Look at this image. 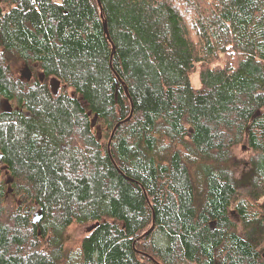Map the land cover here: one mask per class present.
<instances>
[{"label": "trees", "instance_id": "trees-1", "mask_svg": "<svg viewBox=\"0 0 264 264\" xmlns=\"http://www.w3.org/2000/svg\"><path fill=\"white\" fill-rule=\"evenodd\" d=\"M1 98L0 264H264V0H0Z\"/></svg>", "mask_w": 264, "mask_h": 264}, {"label": "rangeland", "instance_id": "rangeland-1", "mask_svg": "<svg viewBox=\"0 0 264 264\" xmlns=\"http://www.w3.org/2000/svg\"><path fill=\"white\" fill-rule=\"evenodd\" d=\"M193 31V30H191ZM226 56L224 55V57L219 58L215 61L212 62V65H216V64H220L223 65L224 60H225ZM202 68V65L199 63V67L192 73V81H193V85L198 87L200 86V80H199V72L200 69ZM28 71L26 70V67L23 66L21 74L24 77H28ZM10 104L8 103V101H6V99L1 98L0 99V109H4L6 107H9ZM250 153V151H246L245 148L243 147H239L237 149V154H239L243 159H246V156H248V154ZM247 160V159H246ZM246 162H244L241 164V169H245L246 168ZM38 211V210H37ZM37 211L35 212L37 214ZM94 223H89V224H84V225H78V224H74L69 228L68 234H69V245L71 246H78L82 240V238L88 234L94 227Z\"/></svg>", "mask_w": 264, "mask_h": 264}, {"label": "water", "instance_id": "water-1", "mask_svg": "<svg viewBox=\"0 0 264 264\" xmlns=\"http://www.w3.org/2000/svg\"><path fill=\"white\" fill-rule=\"evenodd\" d=\"M100 4H101V3H100ZM104 30H105L106 35H107L108 38L110 39L111 36H110L109 29H108V24H107L106 21L104 22ZM114 50H115V47H114ZM50 86H51L52 91H53L55 94H57L58 91H59V88H60V86H61V81H60L58 78H56V77H52V78H51V82H50ZM39 214H41V210H40ZM38 220H39V216L36 215V216H35V221H38Z\"/></svg>", "mask_w": 264, "mask_h": 264}]
</instances>
